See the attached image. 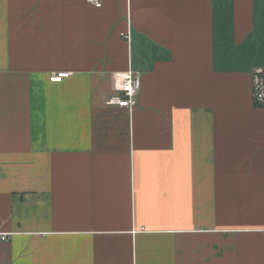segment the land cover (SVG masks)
<instances>
[{"label": "crops", "instance_id": "crops-1", "mask_svg": "<svg viewBox=\"0 0 264 264\" xmlns=\"http://www.w3.org/2000/svg\"><path fill=\"white\" fill-rule=\"evenodd\" d=\"M259 65L264 0H0V264H264Z\"/></svg>", "mask_w": 264, "mask_h": 264}, {"label": "built area", "instance_id": "built-area-1", "mask_svg": "<svg viewBox=\"0 0 264 264\" xmlns=\"http://www.w3.org/2000/svg\"><path fill=\"white\" fill-rule=\"evenodd\" d=\"M90 4L101 7L103 0H87ZM129 37V34L126 35ZM71 74L69 71H54L50 79L61 82ZM252 97L257 105L264 106V65L255 66L251 72ZM140 80L131 70L119 71L114 76V91L106 99L107 105H115L132 110L138 105ZM9 233L1 234L3 240H7Z\"/></svg>", "mask_w": 264, "mask_h": 264}]
</instances>
